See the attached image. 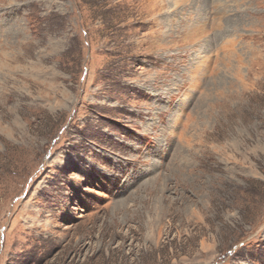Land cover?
Instances as JSON below:
<instances>
[{"label":"rangeland","instance_id":"374dc122","mask_svg":"<svg viewBox=\"0 0 264 264\" xmlns=\"http://www.w3.org/2000/svg\"><path fill=\"white\" fill-rule=\"evenodd\" d=\"M0 264H264V0H0Z\"/></svg>","mask_w":264,"mask_h":264}]
</instances>
